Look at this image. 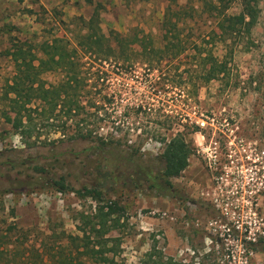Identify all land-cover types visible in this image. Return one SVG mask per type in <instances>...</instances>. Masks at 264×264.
I'll list each match as a JSON object with an SVG mask.
<instances>
[{"label":"rangeland","instance_id":"rangeland-1","mask_svg":"<svg viewBox=\"0 0 264 264\" xmlns=\"http://www.w3.org/2000/svg\"><path fill=\"white\" fill-rule=\"evenodd\" d=\"M257 9L250 34L228 35L222 15L240 14L239 0H0V264H100L86 246L100 247L85 242L82 231L89 234L95 201L53 189L6 193L30 189L33 177L61 175L75 190L95 185L104 204L124 209L107 236L120 240L118 264H150L157 255L179 264H264V235L255 231L254 243L249 233L250 222H264V0ZM96 11L99 32L124 46L110 57L80 53V77L89 86L65 100L84 108L51 115L39 100L31 118L10 109L12 44L28 42L45 58L42 44L74 42ZM165 18L186 41L179 54L159 55L171 30ZM209 56L225 69L207 82ZM62 79L56 72L42 76L46 88ZM89 132L155 161L163 138L184 134L190 165L172 183L189 200L160 197L144 183L134 191L98 183L104 155L87 151L89 140L73 139ZM37 166L48 174L38 175Z\"/></svg>","mask_w":264,"mask_h":264},{"label":"trees","instance_id":"trees-1","mask_svg":"<svg viewBox=\"0 0 264 264\" xmlns=\"http://www.w3.org/2000/svg\"><path fill=\"white\" fill-rule=\"evenodd\" d=\"M232 1L218 0V4H232ZM239 4H242L240 14L234 16L222 15L224 17L225 32L228 35H237L243 31L250 34L252 28L256 25L257 4H260V0H239ZM228 9L225 7L224 10ZM98 13L96 11L89 22L86 23L87 33L78 34L74 42L59 37L54 38L52 42L46 45L42 44L41 50L44 49V46L46 47V50H43L45 58H39L33 52V46L29 45L28 42L18 41L12 44L11 50L9 49L6 52V56L14 63L15 69L12 81L7 85L6 91L10 109L31 118L32 113L38 109V107L33 108V106L39 100L49 108V114L51 115H54L58 109H60L59 112L66 111L65 114L71 115L74 111L78 113L84 108L78 101H67L68 97L80 96L88 85L89 79L80 77L82 71V64L78 60L80 53L110 57L116 51V46L117 48L124 46L122 39H116L114 44L110 38L99 32ZM167 26H171L172 31L166 30L164 35L165 44L159 55L168 56L183 52L187 46L186 41L177 31L178 25L165 18L164 27L167 29ZM140 47L147 52L148 47L145 46V42H141ZM195 47L198 48V45L195 44ZM205 62H209L211 65L206 76L207 82L212 81L217 73H221L225 69L224 66H217L214 63L213 56H209ZM47 72L62 74L63 79L58 84L46 88L42 76ZM63 97L64 100H62ZM73 139L89 140L94 143V146L87 149V151L96 150L104 155L103 163L101 162L97 168L99 170V174L96 175L98 183L112 180L123 189H131V191L139 188L144 183L147 184V190L155 192L160 197L180 196L179 198L182 201L189 200L188 197L181 195L172 183V179L180 177L190 165L189 160L192 149L184 134L178 133L169 139L163 138L166 147L164 152L157 158V161L145 157L139 149L129 148L131 152L122 149V142L115 138L107 139L102 136H93L89 132ZM22 165H25V163ZM5 166H9L13 170L18 169L15 162H7ZM35 172L38 175L48 174V171L40 166L35 168ZM67 180L64 175L58 178L40 177L36 179V177H33L31 178V185H28L30 189L25 188L16 191L8 188L6 193H34L35 191L53 189L61 194L73 193L79 199H92L97 204V212L86 223V226H90L89 234L88 231L82 229L85 236L83 240L88 244L95 241L100 249L95 250L93 247L88 250V246H86V254L89 252L95 253L99 256L98 262L100 264H118L115 257L119 251L120 240L119 238L107 236L120 225L124 218L122 214L124 209L116 201L104 204L102 193L95 188V185L92 188L84 186L82 189L75 190ZM150 264L179 263L165 260L162 255H157Z\"/></svg>","mask_w":264,"mask_h":264},{"label":"built area","instance_id":"built-area-1","mask_svg":"<svg viewBox=\"0 0 264 264\" xmlns=\"http://www.w3.org/2000/svg\"><path fill=\"white\" fill-rule=\"evenodd\" d=\"M227 215L228 214L226 213L225 216H227ZM257 223L260 224V227H258V229L256 230V229L253 228V225L256 226ZM262 227H264L263 220H257V219H255L254 222H250L249 223V233L252 236L250 239H251V241L253 240L254 243L257 242L256 232L255 231H257L258 233H261L262 235H264V228H262ZM239 228H241V226Z\"/></svg>","mask_w":264,"mask_h":264}]
</instances>
